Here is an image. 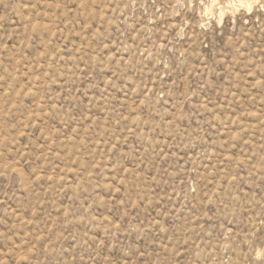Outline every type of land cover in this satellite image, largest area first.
Returning <instances> with one entry per match:
<instances>
[{
	"label": "rangeland",
	"instance_id": "rangeland-1",
	"mask_svg": "<svg viewBox=\"0 0 264 264\" xmlns=\"http://www.w3.org/2000/svg\"><path fill=\"white\" fill-rule=\"evenodd\" d=\"M0 264H264V0H0Z\"/></svg>",
	"mask_w": 264,
	"mask_h": 264
},
{
	"label": "bare ground",
	"instance_id": "bare-ground-1",
	"mask_svg": "<svg viewBox=\"0 0 264 264\" xmlns=\"http://www.w3.org/2000/svg\"><path fill=\"white\" fill-rule=\"evenodd\" d=\"M254 2V1H253ZM236 5V4H235ZM209 10V9H208ZM210 13V12H209ZM211 14V13H210Z\"/></svg>",
	"mask_w": 264,
	"mask_h": 264
}]
</instances>
